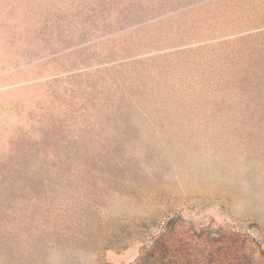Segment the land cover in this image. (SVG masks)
I'll list each match as a JSON object with an SVG mask.
<instances>
[{"label":"rangeland","instance_id":"rangeland-1","mask_svg":"<svg viewBox=\"0 0 264 264\" xmlns=\"http://www.w3.org/2000/svg\"><path fill=\"white\" fill-rule=\"evenodd\" d=\"M0 264H264V0H0Z\"/></svg>","mask_w":264,"mask_h":264}]
</instances>
